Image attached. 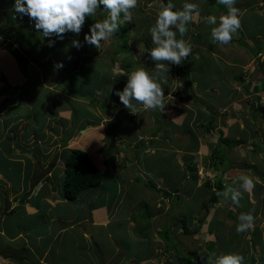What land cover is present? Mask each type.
<instances>
[{
	"label": "rangeland",
	"instance_id": "rangeland-1",
	"mask_svg": "<svg viewBox=\"0 0 264 264\" xmlns=\"http://www.w3.org/2000/svg\"><path fill=\"white\" fill-rule=\"evenodd\" d=\"M180 2L182 0H174V4ZM209 3V0L200 2V14H204L205 6L209 11L208 15L219 17L222 14H226L225 6H222L219 10L218 7L216 8L215 5L211 6ZM161 4L162 1L160 0H138V6L132 10L133 19L126 30L119 31L117 34L114 33L109 40L102 41L101 47L97 49L86 43L84 36L85 34H90L89 29L93 23L107 18V13L103 10V6L97 9L95 16H86L79 35L67 32L60 39L55 35L51 38L42 37V33L37 32L34 28V21L30 20L26 15L21 16L15 12L13 7L14 0H0V33H7L11 39H15L10 44L20 48L15 49L17 52L14 50V52L10 51V53L7 50L0 49V65L3 69L7 68L4 71L0 69V77L4 80L0 86V92H4V100L7 101L0 105V110L4 114L2 115L0 112V193L4 186L6 189V186L10 187L11 185V181L5 180L6 178L19 181V178L35 176L38 171H41V169H38L41 163L42 165L46 163L44 169L52 167L54 163L51 162L54 160L55 153L47 149L50 146H54L57 149L63 148L59 151L61 154L66 148L81 147L85 151L91 150L93 152L92 156H95L98 153L96 149H101L100 145L103 143L105 145L102 148H107L108 138L112 140L116 135L122 140L123 144L131 143L129 139L147 132V129L150 132H159L162 138L164 131L160 129V125L164 126L166 124L174 133L173 138L181 142L178 146L188 148L186 157L188 156L189 158L185 161L184 172L174 167L173 159L163 158L157 164L162 166L168 161L169 168L165 167V170H170L172 176L175 174V178H149L147 174L137 172L136 167H133L131 174L126 172L127 169H122L124 177L133 175L138 177V173H140L141 178H131L132 182L120 183V178H117L120 176V171L119 175L114 177L109 174L110 169L108 170L107 165L104 164V167L101 168L103 178L101 185L94 187V189H88V191L95 193V197L89 198L87 202L85 200L81 203L78 200L75 203L80 212L90 210L91 207L98 210V206L101 203H98L97 200L101 199L103 201L106 198L107 203L114 205V217L111 219L107 217L106 220V218L102 217L103 213L101 211H96L94 218H100L101 221H108V223L92 226V230L90 229L92 234L90 237L88 236L91 244L88 241L84 242L83 240L86 236L75 230L63 233L62 238H58L62 241L59 240L56 247V252L53 255L54 260L60 259L63 264H89V262L90 264H95L100 258L99 253L103 254L106 252L107 256L110 257L112 249L118 244H123L122 246L120 245L118 251V256L122 258L130 255H135L138 258L151 256L147 259L149 261L130 257L125 258L131 260L124 261L122 264H209L210 260L223 253H239L244 257V264H260L264 261V133L261 136H251L249 146L246 148V134L243 132L244 138L240 142L245 150H239L237 141L234 142L235 136H221L218 131L220 128L216 127L215 129L213 128V136L218 135L217 138L221 137L222 140L218 146L215 144L210 147L209 145L212 143L211 128L208 130L209 124L204 125L203 134L207 138L204 145L206 149L201 151L202 154L204 153L201 162L193 167L192 165L198 161L194 152L195 147H197L194 132L197 130L195 128L199 127L195 124H189L190 118L188 117L190 113H185L184 117L181 118L182 123H177V126L178 118L173 115L163 124L159 120L163 112L159 110H146L142 117V119H145L141 123L124 106L117 110L113 118L110 117V113L112 111L115 112L114 108L120 106L119 97L115 93L118 90H123L128 79L126 74L130 73L131 68L143 67L150 74H154L155 62L147 54V47L151 49L152 44L150 41L152 40L149 38V33L143 36L141 34L146 31L147 27L155 24L156 14ZM183 4L176 6V9H180ZM3 14L6 18H9V21H12V25L10 24L12 27L6 26L2 17ZM152 16L154 18H151ZM206 16V14L201 16L199 21H195L194 18L193 22L197 23L196 26L201 31L207 32L205 42H210L211 40V47L215 51L210 48L211 50H204V52L210 53L211 57L215 58L221 68L227 64V60L220 53V49L223 48L221 44L214 42L211 38L210 27L214 26L204 23L203 18ZM258 18L264 22V16ZM134 25L137 26L136 30L133 29ZM187 27L188 33L192 32L195 36V32L198 29H195L192 23H189ZM172 30L175 31L174 28ZM237 34L238 32L235 33V38ZM189 38L191 39V37ZM73 40H78L81 47H74L72 45ZM124 40L127 43L126 48L123 45ZM191 41L189 43L195 46ZM50 42L52 46H49ZM194 43L198 44L197 42ZM137 53L141 54L138 57L139 61L135 57ZM250 55L241 56L240 59H243L244 63L240 64H244L243 67L248 73V80L253 82L255 80L254 75L258 74L256 70L258 68L257 62L262 61L263 56L255 53ZM117 61L120 62V66H124L125 63L134 65L130 67L125 64L124 69L115 63ZM58 62L63 64L62 68L54 67ZM110 62H113V66L110 65ZM185 63L188 65L187 68L192 67L193 73L197 74L202 66L209 67L212 64V60L203 59L202 61L191 57ZM168 67L169 74L167 77H171L169 82L171 86H174V80L179 74V66L170 63ZM114 68L123 71V74H115L116 70ZM213 69L218 71V67ZM206 71L210 72L205 68L203 73ZM57 73L61 77L58 78L59 82L57 81L56 85L47 87L42 83L43 80L46 82L54 81L58 76ZM22 75L24 76L23 81ZM39 81L41 83H38ZM160 82L165 84V79ZM34 86H36V90L32 92ZM98 91L103 93V95H97ZM175 93L178 96V91H175ZM170 95L172 103L180 102L186 105L184 97L178 99L172 92H170ZM215 96L218 97L219 92ZM247 98L250 99L249 97ZM251 98L250 100H252L254 106L256 103L253 101L257 102L262 99L253 95H251ZM17 99L20 101L15 105ZM22 99L25 100L23 101ZM219 99L223 101L226 98L221 97ZM9 103L14 110H7L6 107L9 106ZM61 108L70 111L71 115L69 116L67 113H62L61 115L59 112V109L62 110ZM165 111L168 113V108ZM14 113H18V116H23V118L12 120ZM180 113L182 115V112ZM10 114L11 117L6 116ZM26 115L32 117H27ZM3 116H6L4 120ZM104 116L112 120V124L117 130L111 125L108 127V132L107 124L103 125L101 123L102 125L100 126L99 120L101 122ZM219 125L221 124L219 123ZM103 130H105L104 134ZM45 131H49V134H45ZM184 132L189 134L187 133V136L183 135ZM73 133L74 137H71ZM144 140L137 142V145L145 143L146 141L144 142ZM170 141L163 144L166 146L174 145L172 138ZM51 142L53 143L51 144ZM41 146L43 150L47 149L49 152L43 153ZM178 146L177 148L180 151ZM137 149L135 154L139 155L140 161L136 166H143L145 160L151 163L152 158L145 159L147 155L141 149ZM213 150H216L215 155H218L219 159H214ZM168 153L173 155L172 152ZM4 154L8 157L10 156V160ZM156 156L158 155L156 154ZM107 159L112 161L113 157L109 155ZM31 160L33 163H31ZM114 161L115 163L112 162V164H117L115 159ZM122 161L124 159L120 160L119 157L118 163ZM126 162L127 160H125V164H127ZM34 163L38 165L35 166L36 172L30 168ZM60 164L59 167H63L61 162ZM228 165H230V169H233L234 175L229 178L221 177L222 174L224 176L225 171L223 173L219 168H224ZM61 167L55 171L58 177L62 174ZM216 175H219V178L221 177L220 179L224 183V188L221 192L224 191L226 185L238 187L239 185H234L233 181L240 175L248 176L253 181V187L248 191L242 192L239 206L233 205L230 199L224 201L220 197V201L209 205L205 209L202 203L210 196L212 192L210 190L214 186H212V183L214 184L217 181V178H214ZM53 178H56L55 175H53ZM115 178H117L119 183ZM145 180H151L153 184L154 182L170 180V186H180L179 190L187 195L180 193L178 200L174 197L171 198L174 202L172 220L165 218L164 221H161V218V224L156 228L159 233H155L156 230L150 228L142 236L141 233H136L141 228V221L148 223L151 220V225L155 222L154 217L152 218L155 214V209L152 207V198L156 195H154V187H148L145 184ZM21 181L23 180L21 179ZM165 184L168 185L167 183ZM168 188L165 186L167 192H170ZM161 192L163 193V190ZM121 193L126 197L123 199L122 205L116 210V199H120ZM164 201V205H160L163 208L159 212L160 215L168 208V200ZM21 208L23 207L19 205L14 216L9 217L7 220L16 218L24 221L23 226L28 225L27 222H29L30 225L35 226L37 229L46 228V224L44 223L43 225L41 221H37V223H34L35 221L31 222V220H36V217L32 215H23L18 218L17 216L20 217ZM78 209L73 212L77 216L80 213H78ZM59 211L60 213L62 212L60 208ZM55 212L56 209L54 208L47 214L50 216ZM44 213L42 214L43 217L48 219L47 214L45 215ZM227 213L230 215L229 218L226 216ZM241 213H251L254 216V224L246 232L237 233L236 226L239 223L238 217ZM191 218H193L192 221ZM198 218L200 220L197 221ZM225 220H227V223ZM183 222L187 225V233H183ZM53 223L57 224L56 221ZM159 223L155 222V225ZM80 227L78 229L82 231ZM208 229L212 230L213 233ZM93 241H97V244L93 243ZM78 246L80 248L76 249ZM91 258H93L95 263ZM182 258L186 259L187 262Z\"/></svg>",
	"mask_w": 264,
	"mask_h": 264
},
{
	"label": "crops",
	"instance_id": "crops-1",
	"mask_svg": "<svg viewBox=\"0 0 264 264\" xmlns=\"http://www.w3.org/2000/svg\"><path fill=\"white\" fill-rule=\"evenodd\" d=\"M185 2L196 3L199 5V8H201L200 2H202V0H186V1L182 0V2L178 4H174V0H172V3L175 6L181 5L182 3ZM215 3H216L215 7L216 8L218 7L219 10L222 6H224L218 4L217 0L215 1ZM209 5L211 4L209 3ZM235 7L239 9V19L241 21V26L237 31L238 32L237 37L235 38L234 37L235 34H234L232 41L226 45L221 44V47L223 48L220 49V53H222L223 56L226 58L227 64L223 65V67L220 68L215 58H212L210 53L204 52V50H208L210 48L214 50V48L211 47V40L210 42H205L207 37V32L204 30L201 31L196 26L197 23L191 22L192 26L195 29H198L200 32L198 30L197 32H195V36H194L195 38L192 41L189 38V35L185 37L186 41L188 42L191 41L195 46L190 44L191 54L180 65H178L179 74L177 75L176 80H174L175 81L174 86H171V83L169 82L171 80V77H167L169 73L162 74V76L165 78V84L163 83L162 85V89L165 95L164 97L165 109L163 111V115L161 116V119L159 120L164 124V122L166 123V121L173 115L178 118L176 122V126H177V123L180 124L181 118L184 117L185 113H190L188 117L190 118L189 124L191 125L195 124L199 127V128H195L197 130L194 132L195 139L197 142V147H195L194 152H195V158L198 161H196V163L192 165L193 167H195L196 164L201 162V158H203L202 155L204 154V153L202 154L201 151L206 149L204 148V145L206 144L205 140L207 138L203 134V127H200L201 126L200 124L212 123L210 125L211 129L208 128V130L210 129L211 140H212V143L209 145L210 147H212L215 144H217L218 146V140L219 138H221V137L217 138L218 135L213 136L214 134L213 128L215 129L216 127L220 128V130L218 129V131L219 134H221V136L222 135L235 136L234 142L237 141V146L239 150H245V148L243 149L241 145L242 139L244 138L243 136L244 133L246 134V145H245L246 148L249 146L251 136H261L264 133V70H262L263 69L262 67H264V22H262L258 18L264 16V0H237ZM208 12L209 11L207 7L205 6L204 14H200L198 19L195 18V21L201 20V16L205 14L208 15ZM225 13H227V8ZM2 17L4 19V23L6 24V26L12 27L11 26L12 21H9V18H6L4 14L2 15ZM151 18H154V16H152ZM152 26H154V24ZM151 27H147L146 31L142 32L141 35L143 36L146 33L150 34ZM133 29L136 30L137 26L134 25ZM0 37H1L0 49L7 50L9 53L10 51L14 52L15 49H20L19 46L17 48L16 45L14 46V44H10V42L15 39H11L7 33L6 34L0 33ZM149 38L151 40V36H149ZM194 42H197L198 44L200 43V45ZM150 43L152 44L153 47L154 44L152 43V41H150ZM15 51L17 52V50ZM140 53H137V56H135L138 61H139L138 57L141 56ZM251 53H255L256 55L260 54L261 56H263L262 61L257 62V67L260 69L258 70V74L254 75L255 77L253 76L255 78L253 82L248 80V73L246 69L243 67L244 64H240V63H244V60L240 59V57L243 55H250ZM147 54L149 55V53ZM191 57H194L195 60L200 59L202 61L203 59L206 60L210 59L212 60V64L209 67L202 66L200 72L194 74L193 69H191L192 67L187 68L188 65H186L185 63V61H187ZM112 63L110 62L111 66H113ZM115 63L118 64V66H120V62L117 61ZM125 64L130 67L134 65V64L131 65L129 63H125ZM125 64L124 66H120V67H123L125 69L126 66ZM215 67H218V71H215L213 69ZM205 68L208 69L210 72L206 71L205 73H203ZM0 69L4 71L7 68L3 69V67L0 65ZM114 69L116 70L115 74H123V71L117 68ZM136 69L131 68L130 73L131 71ZM57 74L58 76L54 81L51 80L52 82H46L43 80L42 83L45 84L47 87H51L54 84L56 85L57 81L59 82L58 78L61 77L59 73ZM21 78L23 81L24 76L22 75ZM22 81H20V83H22ZM3 82L4 80L0 77V86L3 84ZM38 83H41V81H39ZM35 90H36V86L33 87L32 92H35ZM175 91H178L179 93L178 96L175 93ZM170 92H172L178 99L184 97L186 105L185 104L183 105L180 102H177L175 104L172 103V100L170 99L171 97ZM217 92H219L218 97L215 96ZM251 95H253L254 97L256 96V98H262L260 101L257 102L253 101L258 106L251 105L252 103V100H250L252 99ZM221 97L226 99L221 101L219 99ZM247 97H249L250 99H248ZM22 100L24 101L25 99ZM19 101L20 100L17 99L15 101L16 103L15 105H17ZM6 102L7 101L4 100V92H0V105H3ZM119 104H120L119 107L114 108L115 112L112 111L110 113L111 114L110 117L113 118L117 110L120 107H123V104L121 102H119ZM6 108L7 110L8 109L14 110V108L10 107V103L9 106H7ZM166 108H168L169 110L168 113L165 111ZM61 109L62 110L59 109L61 115L62 113H67V115L69 116L71 115L70 111L63 110V108ZM0 112L2 113V110H0ZM144 112H146V110L143 109L142 105H139L137 114H132V115H134L133 117H135L136 120H139V122L141 123L145 119V118L142 119ZM180 112H182V115ZM2 115L4 114L2 113ZM6 116L11 117V114ZM6 116L2 117L3 120ZM26 116L29 117L30 115H26ZM18 118H23V116L20 117L18 116V113H14L12 120ZM99 123L100 126L102 124L103 125L107 124L106 125L107 129L109 126L111 125L113 126L112 120L106 118L105 116L103 117L101 122L99 120ZM219 123L221 125H219ZM160 126H161L160 129L164 131V136L162 138L160 137L159 132L154 133L148 131L147 129V132L144 131L145 133L138 135L135 138L129 139L131 143L123 144L122 140L119 139V137H117L116 135L115 139L116 141L117 140L119 141L117 142V144L114 145L113 150L112 148L109 149L110 152L114 153V156L116 155L114 159L117 162V164L115 165L112 164L109 166L111 175L117 177L120 171V176L117 177L118 179L126 178V177L135 178L136 176L134 175L131 177L125 175L126 177H124V173L122 172V169L124 168L127 169L126 172L131 174L133 167H136L137 172L138 171L142 172V174L145 173L149 176V178H163V179L175 178L176 177L175 174H173L172 176L170 170L168 171L165 170V167L169 168V163H167L168 161H166V164L162 166L157 164L160 163V161L163 158L173 159L174 167H176L177 170L184 172L183 167L185 165V161L186 159L189 158L188 156L186 157L188 153V148L185 146H178L181 142L173 138L174 133L171 131L170 128H168L166 124H164V126L162 125ZM114 129L117 130L116 127ZM104 131L105 130H103V134ZM187 133L184 132L183 135L187 136ZM45 134H49V131H45ZM71 137H74V133L71 135ZM171 138L174 144L172 145L173 147L169 145L166 146L163 144L164 142L169 143ZM143 139H145L144 142L145 141L146 142L137 145V142H140ZM52 143L53 142H51V144ZM104 145L105 143L101 144L100 145L101 147L98 145L101 149H96L98 150V153L97 155L95 154V156H92L93 152L91 150L87 151L93 163L100 168L104 167V164H106L105 158L107 156L104 153L106 152L107 148L103 149L102 147ZM176 145L180 148V151L178 150ZM137 148L141 149L143 153L147 155L145 159L152 158L151 163L145 160L143 166L141 165H139V167L136 166V164H138L140 161L139 155L137 156L135 154V151L138 150ZM41 149L43 153L49 152L47 149H50L51 152L55 153L54 160H52L54 165L50 168L44 169L46 163H43V165L41 163L40 165L41 167L34 163V165H31L30 168L34 169L33 171L36 172L37 170L35 169V166H38V169H41V171H38V174L28 178H19V181L17 179L15 181L12 178H6L5 180H8L9 182L11 181V185L10 187L6 186V189L4 186L3 190L0 193V203H1L0 204V213H1L0 214V264H63L62 260L60 259L54 260L53 258L59 240H61L58 238H60L63 235V233L75 230L86 236L85 239L83 240L84 242L88 241V243H90L89 237L92 234V232L90 234H85L80 229H78L79 226L82 224V221L84 220L89 221L90 229L92 230L93 225L96 224L104 225L105 223L106 224L108 223V221L107 222L101 221L100 218L98 219L94 218L96 211H101L103 213L102 217L106 218V220L107 217H109L110 219L114 217V213H115L114 205L110 204L109 207V202L108 203L106 202V198H104L103 201L101 199L97 201L98 203H101V205L98 206V210L94 207H91L90 210H85L83 212H80V209L76 208L75 201L72 202L66 198L65 199L61 198V194H62L61 190L57 191L52 189V184H53L52 181L54 182L53 174L55 173L56 169L61 167V166L59 167V165H61L60 162L62 163V166L64 165V157L59 152L63 148L57 149L54 148V146H50V148L48 147L46 150H43V147L41 146ZM168 152H172L173 155H170V153ZM156 154L158 156H156ZM117 155H118V159L120 157V160L121 159L122 160L124 159V161L127 160L126 162L127 166L121 167V165H119L120 163H118ZM5 157L8 160H10L9 159L10 156L8 157L5 155ZM31 163H33L32 160ZM113 163H115V161ZM219 170L223 173L225 171L224 176L222 174L221 177L229 178L230 176L234 175V172L232 171L233 169H230V165H228L226 168ZM47 176L49 177L48 179H46ZM214 178H219V175L218 176L216 175ZM21 179L23 181H21ZM120 183L122 182L120 181ZM155 183L158 185L160 184L159 182H155ZM177 192L179 194L181 193L183 195H187L186 193L181 192L180 190H178ZM92 195H95V193L90 192L88 190L86 191V197H85L86 202L88 201L89 197ZM122 203L123 202L121 200L116 199V203H115L116 210H118V207L121 206ZM19 205L22 206L23 208H21L20 217L17 216L18 218H21L23 215H32L36 217V220H31V222L35 221L34 223H37V221H41L43 225L44 223L46 224V228L44 229L42 227L37 229L35 226L30 225L29 222H27L28 225L26 224V226H23L24 221L17 220L16 218L7 220L9 217L14 216V214L16 213V209L19 207ZM54 208L56 209V212L49 216L47 212L49 213ZM59 208L62 210L61 213L59 211ZM76 209L79 210L78 213L80 212L78 216L75 215V213H73L76 211ZM43 213L45 215L47 214L48 219L43 217L42 215ZM192 220L193 218H191V221ZM54 221L57 222L56 225L53 223ZM225 221L227 223V220ZM209 231L213 233L212 230ZM120 245L122 246L123 244H118L115 248L112 249V251H116L120 249L119 248ZM77 248H80V246L76 247V249ZM99 254H100V258L97 261L95 258L96 263L93 261V258H91L95 264H114L112 263V258L110 257L117 255L118 251L112 253L111 254L112 256L110 257L107 256L106 252L103 254L101 253Z\"/></svg>",
	"mask_w": 264,
	"mask_h": 264
},
{
	"label": "clouds",
	"instance_id": "clouds-1",
	"mask_svg": "<svg viewBox=\"0 0 264 264\" xmlns=\"http://www.w3.org/2000/svg\"><path fill=\"white\" fill-rule=\"evenodd\" d=\"M148 1V0H147ZM217 3L227 8V13L219 17L207 15L204 23L211 27V38L214 42L228 44L241 26L239 9L235 7L237 0H217ZM103 6L107 18L93 23L90 34H85L86 43L99 49L102 41L109 40L122 24L131 23L132 10L138 6V0H14V10L21 16H28L34 21V28L42 33V37L56 36L60 39L67 32L79 35L85 23V18L96 15L97 9ZM200 8L196 3H184L180 9L172 2L162 3L157 11L155 24L150 28V36L155 47L148 49L149 56L155 62L154 74H150L143 67L133 70L128 76L123 90L116 91L120 102L132 114H137L138 106L144 110L165 109L162 74L169 72L168 64L180 65L191 54V45L183 39L188 31L187 25L199 18ZM175 29L173 31L172 29ZM177 33L181 38H177ZM72 45L80 48L78 40ZM49 46H52L51 42ZM167 62V63H164ZM55 68H62L58 62ZM257 70V69H256ZM259 70V68H258ZM97 95H103L97 92ZM233 184L226 185L223 192L217 195L224 201L231 200L235 206L240 205L242 192L253 187V181L246 175L235 178ZM236 226L237 233L249 230L254 224L251 213H241ZM209 264H244V257L239 253H223L210 260Z\"/></svg>",
	"mask_w": 264,
	"mask_h": 264
},
{
	"label": "trees",
	"instance_id": "trees-1",
	"mask_svg": "<svg viewBox=\"0 0 264 264\" xmlns=\"http://www.w3.org/2000/svg\"><path fill=\"white\" fill-rule=\"evenodd\" d=\"M160 1H162V3H164V4H166L168 2H172V0H160ZM215 1L216 0H209L211 6H214L216 4ZM127 27H128V24L126 22L125 24L121 25V27L116 32V34L119 31H122L124 29L126 30ZM188 35H189V37H191V40H194V38H195L194 34L190 33V32L188 33V31L185 34V36L183 37V39H185V37H187ZM177 38L178 39L181 38L178 33H177ZM123 42H124V44H123L124 48H126L127 47L126 40H124ZM0 44H1V41H0ZM148 49L149 48L147 47V50ZM260 66H261V64H260ZM262 68H263L262 70H264V67H262ZM257 71H258V68H257ZM251 105L253 106V103H251ZM200 125H201L200 127H204L202 125H207V124H200ZM210 125L211 124L209 123L208 128H210ZM107 131L109 132V128L107 129ZM108 137H109V135H108ZM115 138L114 139L112 138V140H110L108 138V140H109V141H107L108 147L106 149V152L104 153L106 156L111 155L113 157L112 161H109L107 159V157L105 158L106 159L105 160L106 165H107L106 167L108 170L110 169L109 166L112 165V162H114V157H115L114 153L110 152L109 149L112 148V150H113L114 145L117 144V142L119 141V140L116 141ZM221 140H222V138L218 140V144L221 142ZM252 149L254 150V148H252ZM215 152H216V150L212 151V153H214V159H219V156L215 155ZM62 156L64 157V165L61 168L62 174L59 177L56 176L55 173L53 174V175H55L56 178H54V182L52 181V183H53L52 189L57 190V191L61 190V192H62L61 197H64V198H66L68 200H72V201H78L79 200L82 203L83 201H85L86 191L88 189H90V188L94 189V187H98L99 185H101L102 180H103L102 170L100 167H98L96 164L93 163V161L89 157L87 151H85L81 147L66 148L64 150V152L62 153ZM51 163H53V162H51ZM128 164H130V163H128ZM119 165H121V167L127 166V164H125V161L120 162ZM224 168H226V167H224ZM219 169H223V167H221ZM109 174L111 175L110 170H109ZM48 178L49 177L47 176L46 179H48ZM135 178H137V179L141 178L140 173H138V177L136 176ZM115 179H117V178H115ZM132 179H134V178H132ZM120 181L122 183H124V182L129 183L130 181L132 182L131 178H120ZM209 182L212 183L210 180H209ZM159 183H160L159 185L156 184L155 182L153 184V181L145 180V184L148 187H154V191H155L154 195H156V196L152 198V203H153L152 207L155 209V214L152 216V218L154 217L156 223L157 222L159 223L161 218H162L161 221H164L165 218H167V220H170V221L172 220V214H173L172 209L174 207V202L171 200V198L174 197L178 200V196H179V193L177 192L179 190L178 187L173 186V185L170 186L171 185L170 180H168V181L165 180L164 182L162 181ZM165 183H167L168 185H166ZM165 186L169 187L168 189L170 190V192H167V189H165ZM212 186H213V189L210 190V191H212L210 196H208V198L205 200V202L202 203V205L205 207V209H207L209 207V205L220 201V196H218L217 193L221 192L223 190L224 183L220 178H217L216 183H214V184L212 183ZM161 190H163V193L161 192ZM94 197H95V195H92L89 198H94ZM125 197L126 196L123 193H121L119 200H121L123 202V199H125ZM166 199L168 200V208L166 211H164L160 215L159 212H161L163 209L162 207H160V205L161 204L164 205V203H165L164 200H166ZM169 202L171 203L170 205H169ZM109 207H110V204H109ZM76 208H78L77 204H76ZM226 216L229 218V216H230L229 213H227ZM156 219H159V220H156ZM198 220H200V219L198 218L197 221ZM141 222H142V223H140L141 228L136 233L139 232L143 236L145 231L150 230V228L152 230H156L155 233H159L156 228L158 226H160L161 222L159 224H156V225H155V222L151 225L150 224L151 220L148 223H146L145 221H141ZM199 224H200V221H199ZM182 230H183V233L188 232L187 225H185V222L182 223ZM136 242H137V240H136ZM94 243L97 244V241H94ZM117 251H119V249L116 251H112V253L117 252ZM111 254H110V256H112ZM118 254L110 257V258H112V263L117 264V263L121 262L119 264H122L124 261H130L131 259H125V258H129V257L132 259H141V260L144 259L146 261H149L147 259L151 256V255L142 256V257L138 258V257H135V255H130V256H127L125 258H122L121 256H118ZM204 257H205V255H204ZM182 259H184V258H182ZM184 260H186V259H184ZM186 262H187V260H186ZM260 264H264V261H262Z\"/></svg>",
	"mask_w": 264,
	"mask_h": 264
},
{
	"label": "water",
	"instance_id": "water-1",
	"mask_svg": "<svg viewBox=\"0 0 264 264\" xmlns=\"http://www.w3.org/2000/svg\"><path fill=\"white\" fill-rule=\"evenodd\" d=\"M81 227V229H82V231L85 233V234H90V222L89 221H87V220H84V221H82V224L80 225Z\"/></svg>",
	"mask_w": 264,
	"mask_h": 264
},
{
	"label": "bare ground",
	"instance_id": "bare-ground-1",
	"mask_svg": "<svg viewBox=\"0 0 264 264\" xmlns=\"http://www.w3.org/2000/svg\"><path fill=\"white\" fill-rule=\"evenodd\" d=\"M58 221V220H57Z\"/></svg>",
	"mask_w": 264,
	"mask_h": 264
}]
</instances>
